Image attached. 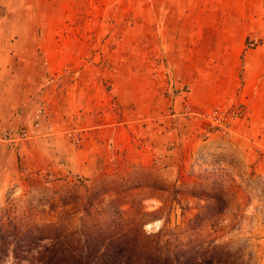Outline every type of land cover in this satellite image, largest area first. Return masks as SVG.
Wrapping results in <instances>:
<instances>
[{
	"label": "crops",
	"instance_id": "0c3cea01",
	"mask_svg": "<svg viewBox=\"0 0 264 264\" xmlns=\"http://www.w3.org/2000/svg\"><path fill=\"white\" fill-rule=\"evenodd\" d=\"M25 1L23 9V0H0V129L29 123L25 112L35 95L48 104L49 117L26 142L15 147L0 142V201L24 170L55 171L59 153L65 159L61 165L86 176L108 168L120 143L160 165L173 163L174 151L184 150L202 125L200 118L179 113L184 102L196 114L231 101L246 102L240 133L258 144L264 156V40L246 48L248 32L263 23V0H142L141 18L134 6H116L110 11L112 39L102 43V36L94 34V47L110 45L107 60L84 59L90 48L87 32L67 35L58 50L65 68L58 85V77L38 82L39 73L24 69V62L41 61L24 54L23 45H37L40 39L23 38L22 30L37 33L63 24L68 30L85 31L101 27L104 17L97 0H90L93 4L85 9L72 6L71 0L61 6L45 0L46 11L62 16L44 23L38 0ZM77 12L93 14L92 20L75 23ZM43 60L51 75L55 67L48 53ZM165 72L189 85L185 99L166 90ZM171 108L174 114L169 116ZM68 128L80 130L77 146L55 136Z\"/></svg>",
	"mask_w": 264,
	"mask_h": 264
},
{
	"label": "rangeland",
	"instance_id": "374dc122",
	"mask_svg": "<svg viewBox=\"0 0 264 264\" xmlns=\"http://www.w3.org/2000/svg\"><path fill=\"white\" fill-rule=\"evenodd\" d=\"M23 1L24 9L27 1ZM69 1L54 0V3L61 6L67 5ZM71 1L74 2L72 6H83L82 9L88 8L94 2ZM44 2L45 0H38L36 6L39 8L42 22L46 23L50 19L62 16L46 11ZM95 3L98 6V13L100 11L104 17V24L101 27L77 31L68 30L61 24L57 29L44 28L37 33L29 29L22 30L23 38L40 39L37 45L27 44L22 47L24 54H35V58H40L41 62L38 65L23 63L24 69L29 73L31 71H34L35 75L39 73V81L36 79L38 82L46 78L47 83L50 78L58 77L55 84L61 83L59 79L65 68L60 64L62 55L58 50H61L67 35L87 32L89 37L86 38L90 42V48L84 59L99 63L102 56L107 60L110 45L103 48L100 45L94 47V34L102 36V43L105 39L113 37L111 35L113 29L109 27L114 18L110 11L116 6L119 9L123 6H134L137 17H142V0H97ZM26 15L28 14L25 12L22 15L24 22L28 21ZM75 15V23L90 21L93 16L86 13L79 15L78 12ZM262 22L258 29L248 32L250 34L246 38V48H254L263 42L264 11ZM117 31L114 33H118ZM135 33L139 34L142 31L137 30ZM250 39L257 40L254 47L248 46L247 41ZM47 53L51 57V65H54L52 67H55L51 75L46 72L43 60ZM42 75L43 78L40 79ZM37 103L42 104L49 113L46 101L41 96H33L32 106L25 112L29 123L24 125L29 128ZM229 105H238L242 109V114L224 125V128L211 131L208 136L203 133L207 128L204 118L187 116L200 118L202 125L194 130L184 150L174 151L175 159L171 164L160 165L149 159L146 154H139L134 147L120 143V147L116 146L112 150L110 166L94 176L78 174L70 171L68 166L61 165L65 162L61 153L58 154L60 165L55 171L43 168L26 171L23 169L24 173L18 176L17 182L9 187L5 197L0 201V215L24 221L23 223L63 222L71 229L84 225L99 232L110 229L108 220L123 224L125 227L140 223L146 233L169 230L180 232L186 228L200 207L208 201H214L215 196L220 198L221 203L224 202V208L212 222L207 219L202 229L203 239L209 241L215 237L218 245L231 250L241 248L245 257L251 253L253 264H264V156L258 144L242 138L240 133L242 127L239 125L242 119L247 117L246 102L237 100L220 106ZM46 112L30 137L36 136L37 130L46 124L44 121L49 117ZM169 113L170 110H167L166 114L172 116ZM17 127L21 125L0 129V135ZM76 131L80 135V130L68 128L61 129L55 136H61L70 142L68 133ZM0 142L6 141L0 139ZM21 142L23 140L7 144L15 147ZM79 143L71 144L77 146ZM186 236L187 234L180 235L182 239ZM0 257V264H30L17 262L11 254Z\"/></svg>",
	"mask_w": 264,
	"mask_h": 264
},
{
	"label": "trees",
	"instance_id": "16d2710c",
	"mask_svg": "<svg viewBox=\"0 0 264 264\" xmlns=\"http://www.w3.org/2000/svg\"><path fill=\"white\" fill-rule=\"evenodd\" d=\"M223 208L224 202L214 196L183 231L156 233H146L140 223L125 227L108 220L110 229L99 232L84 225L71 229L63 222L23 223L0 215V256L11 254L30 264H253L251 253L245 257L241 248L218 245L215 237L203 239L205 222Z\"/></svg>",
	"mask_w": 264,
	"mask_h": 264
},
{
	"label": "built area",
	"instance_id": "2783aa9c",
	"mask_svg": "<svg viewBox=\"0 0 264 264\" xmlns=\"http://www.w3.org/2000/svg\"><path fill=\"white\" fill-rule=\"evenodd\" d=\"M248 46L254 47L257 43L256 39H250L247 41ZM167 74V81L165 88L170 94L181 95L183 99H185L190 91L189 85L185 83H179L178 80L173 79L169 76V72H165ZM182 110L179 111L180 114L184 116H199L206 120L207 128L203 132L206 136H208L211 131L217 128H224V125L229 124L235 117H238L242 114V109L239 108L238 105H229V106H218L212 109L209 112L203 114H196L191 112L188 108V105L184 102L182 105ZM170 110V115L174 114L173 109ZM46 110L42 106V104L37 103V106L33 112L32 121L30 124V128L28 126H21L13 129L9 132H2L0 135V139L6 142H14L17 143L19 140L27 139L31 136V133L40 125L41 120L45 116ZM68 137L71 143L77 144L80 141V135L78 132H69Z\"/></svg>",
	"mask_w": 264,
	"mask_h": 264
}]
</instances>
